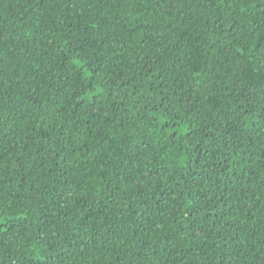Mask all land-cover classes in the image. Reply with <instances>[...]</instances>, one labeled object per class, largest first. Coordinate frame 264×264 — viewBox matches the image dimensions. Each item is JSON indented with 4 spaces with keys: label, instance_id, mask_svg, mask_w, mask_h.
Wrapping results in <instances>:
<instances>
[{
    "label": "trees",
    "instance_id": "obj_1",
    "mask_svg": "<svg viewBox=\"0 0 264 264\" xmlns=\"http://www.w3.org/2000/svg\"><path fill=\"white\" fill-rule=\"evenodd\" d=\"M0 264H264V0H0Z\"/></svg>",
    "mask_w": 264,
    "mask_h": 264
}]
</instances>
